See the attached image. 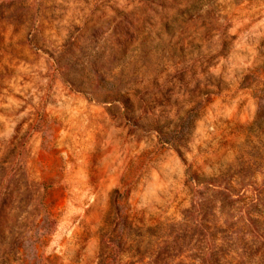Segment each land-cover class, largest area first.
I'll use <instances>...</instances> for the list:
<instances>
[{"label": "rangeland", "instance_id": "374dc122", "mask_svg": "<svg viewBox=\"0 0 264 264\" xmlns=\"http://www.w3.org/2000/svg\"><path fill=\"white\" fill-rule=\"evenodd\" d=\"M263 229L264 0H0V264H264Z\"/></svg>", "mask_w": 264, "mask_h": 264}, {"label": "trees", "instance_id": "16d2710c", "mask_svg": "<svg viewBox=\"0 0 264 264\" xmlns=\"http://www.w3.org/2000/svg\"><path fill=\"white\" fill-rule=\"evenodd\" d=\"M261 215V214H260ZM258 220H254V219H250V226L252 225V227H254L253 225L257 224ZM264 230V229H263ZM264 234H262V236H260L261 238H263V243H264V237H263ZM262 243V244H263Z\"/></svg>", "mask_w": 264, "mask_h": 264}]
</instances>
